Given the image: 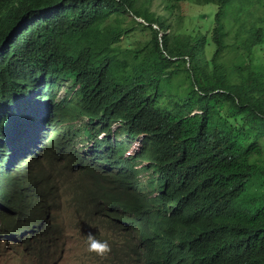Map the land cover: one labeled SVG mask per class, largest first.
<instances>
[{"label": "trees", "instance_id": "16d2710c", "mask_svg": "<svg viewBox=\"0 0 264 264\" xmlns=\"http://www.w3.org/2000/svg\"><path fill=\"white\" fill-rule=\"evenodd\" d=\"M153 2L0 0V78L69 80L146 136L172 204L157 264H264V0ZM186 2L216 7L189 27Z\"/></svg>", "mask_w": 264, "mask_h": 264}, {"label": "clouds", "instance_id": "9594fccd", "mask_svg": "<svg viewBox=\"0 0 264 264\" xmlns=\"http://www.w3.org/2000/svg\"><path fill=\"white\" fill-rule=\"evenodd\" d=\"M77 92L44 75L17 86L0 78V236L22 238L38 264H58L70 253L69 223L87 234L73 264H157L147 253L168 239L162 216L172 206L163 165L145 153L144 134L86 114Z\"/></svg>", "mask_w": 264, "mask_h": 264}, {"label": "rangeland", "instance_id": "374dc122", "mask_svg": "<svg viewBox=\"0 0 264 264\" xmlns=\"http://www.w3.org/2000/svg\"><path fill=\"white\" fill-rule=\"evenodd\" d=\"M158 6H161V4H159V0H154L152 6L153 9L157 8ZM213 7L215 8L216 6L214 4L199 6L191 2H186L183 6L185 14V18L183 20L185 21V25L189 27L194 26L198 21L197 14L203 15L204 13L211 11V9L213 10ZM159 9H162V7ZM84 221V224L89 225L91 229L89 232H94L96 224L88 222L87 219H84ZM64 231L68 237L70 253L74 251L78 254L84 253L83 248H80L82 244L81 238L82 236L86 237L87 234L82 231V236L78 235L77 229L71 226L69 223L64 224ZM99 231H103L101 226ZM0 238H4V241H7V244H0V252H2L0 253V264H38L32 258H30V251H27L26 253L21 252L23 248V242L18 241V239L22 238L16 239L14 237L8 236H0ZM70 253L63 254L58 264H73Z\"/></svg>", "mask_w": 264, "mask_h": 264}, {"label": "water", "instance_id": "95a60500", "mask_svg": "<svg viewBox=\"0 0 264 264\" xmlns=\"http://www.w3.org/2000/svg\"><path fill=\"white\" fill-rule=\"evenodd\" d=\"M139 20L143 21V19L138 18Z\"/></svg>", "mask_w": 264, "mask_h": 264}]
</instances>
